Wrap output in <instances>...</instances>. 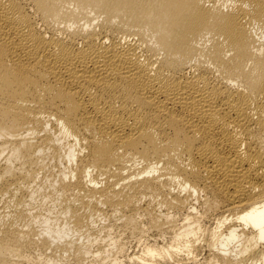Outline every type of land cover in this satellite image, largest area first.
Segmentation results:
<instances>
[{"label":"bare ground","instance_id":"bare-ground-1","mask_svg":"<svg viewBox=\"0 0 264 264\" xmlns=\"http://www.w3.org/2000/svg\"><path fill=\"white\" fill-rule=\"evenodd\" d=\"M0 204V264L115 214L141 264H264V0H0Z\"/></svg>","mask_w":264,"mask_h":264},{"label":"rangeland","instance_id":"rangeland-1","mask_svg":"<svg viewBox=\"0 0 264 264\" xmlns=\"http://www.w3.org/2000/svg\"><path fill=\"white\" fill-rule=\"evenodd\" d=\"M9 211V208H4V205L0 204V213ZM105 218V219H104ZM102 217L99 215L94 223L90 225V233L88 242L89 253L84 255L82 260L87 262V264H98L96 260L100 256H109V259L104 264H141L135 256L139 255L143 250L144 246L147 244H156L162 246L167 244V236H159L156 231L152 229L144 228V232L141 234H130L129 232L121 233L119 231L112 230L107 232L100 229L101 226H106L107 224H116L120 222L119 215L115 214L109 218ZM167 239V240H166ZM55 251V250H54ZM48 254L51 253L57 263L68 264L69 260L65 254H62L58 251L53 252L48 251ZM143 255V252L141 253ZM195 261L196 264H204L202 260L206 256V251L204 249H197L195 251ZM159 264H186L185 260H179L174 258L167 257L166 261H161Z\"/></svg>","mask_w":264,"mask_h":264}]
</instances>
